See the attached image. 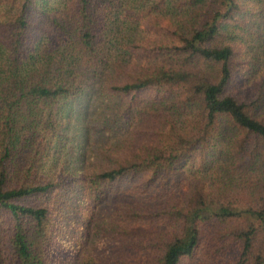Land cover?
Wrapping results in <instances>:
<instances>
[{
  "label": "trees",
  "instance_id": "obj_1",
  "mask_svg": "<svg viewBox=\"0 0 264 264\" xmlns=\"http://www.w3.org/2000/svg\"><path fill=\"white\" fill-rule=\"evenodd\" d=\"M0 264H264V0H0Z\"/></svg>",
  "mask_w": 264,
  "mask_h": 264
},
{
  "label": "rangeland",
  "instance_id": "obj_2",
  "mask_svg": "<svg viewBox=\"0 0 264 264\" xmlns=\"http://www.w3.org/2000/svg\"><path fill=\"white\" fill-rule=\"evenodd\" d=\"M93 140H94V137L92 138L91 142H93ZM98 142H99V140L95 141V144H97ZM125 198H126V196H125Z\"/></svg>",
  "mask_w": 264,
  "mask_h": 264
}]
</instances>
